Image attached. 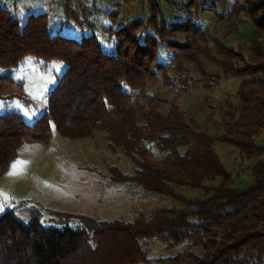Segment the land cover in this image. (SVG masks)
<instances>
[{
    "label": "trees",
    "instance_id": "obj_1",
    "mask_svg": "<svg viewBox=\"0 0 264 264\" xmlns=\"http://www.w3.org/2000/svg\"><path fill=\"white\" fill-rule=\"evenodd\" d=\"M99 2L58 0L56 22L51 10L21 15L0 0V99L17 97L4 92L27 58L66 65L40 117L29 123L19 113L0 115V179L24 145L49 146L53 128L69 139L99 131L109 151L133 166L131 173L110 167L111 181L180 207L139 210L133 221L55 211L75 222L60 227H46L39 218L25 225L7 211L0 215V264H151L147 250L155 241L167 250L184 245L169 264H264V145L255 143L264 134V0ZM131 3H146L148 14L121 15ZM204 13L230 25L248 18L254 33L245 49L204 27ZM66 26L88 34L65 35ZM236 78V103L215 102L221 83ZM196 91L206 93L198 105L205 125L183 106ZM219 143L237 149L243 161L257 160L245 189L235 187ZM177 187L200 195L185 196Z\"/></svg>",
    "mask_w": 264,
    "mask_h": 264
},
{
    "label": "rangeland",
    "instance_id": "obj_2",
    "mask_svg": "<svg viewBox=\"0 0 264 264\" xmlns=\"http://www.w3.org/2000/svg\"><path fill=\"white\" fill-rule=\"evenodd\" d=\"M10 7H16L21 15L30 13L52 12L55 21L59 22L58 0L49 6V0H5ZM121 3L123 0H100V5ZM228 1H226L227 3ZM229 1L220 7L221 14L226 15ZM121 15L128 18H139L148 14V6L136 3L124 4ZM180 18L184 17L180 12L175 13ZM200 23L204 27L212 28L228 46L241 50L252 38L254 27L248 18L242 17L235 25L228 21L218 19L211 13L200 15ZM199 16V17H200ZM58 17V18H57ZM201 18V17H200ZM199 21V20H198ZM101 25L109 26L107 19L101 20ZM65 35L80 39L84 33L79 32L75 26H66ZM98 40L105 45L106 40L100 27L95 31ZM210 69H215L208 65ZM66 65L60 60H52L46 66L27 58L23 65L14 72L16 83L5 90L4 95H17L14 99H0V115L5 113H19L24 120L31 123L40 117L46 108L47 95L56 85ZM240 79L224 80L216 95L215 102H225L231 99L236 103V93ZM23 86V87H22ZM204 91H196L185 96L183 106L201 124L205 125V118L198 105L203 102ZM217 115L215 116L216 119ZM210 133L216 130L209 125ZM258 145H264V134L255 139ZM226 169L235 179V187L245 189L250 181L252 168L257 160L243 161L237 149L228 144L216 145ZM23 162L22 171L16 175H9L13 165ZM118 167L124 173L132 172V164L129 160L119 159L109 151L102 134L95 131L92 137L82 139H69L62 137L53 128V138L48 147L35 144L33 147H25L18 158L12 163L9 170L0 179V215L7 211H13L15 216L25 225L33 219L39 218L42 225L58 226L63 223L74 224V221H62L55 211L87 214L100 220L124 219L133 221L136 211L145 210L151 212L158 206L175 205L179 203L159 195H153L141 190L131 183H116L110 179L109 168ZM180 193L189 197H198L200 191L183 187L176 188ZM184 245L167 250L162 241L153 242L147 250V258L151 264H169L166 260L175 257L183 250ZM200 252L199 249H196Z\"/></svg>",
    "mask_w": 264,
    "mask_h": 264
},
{
    "label": "snow or ice",
    "instance_id": "obj_3",
    "mask_svg": "<svg viewBox=\"0 0 264 264\" xmlns=\"http://www.w3.org/2000/svg\"><path fill=\"white\" fill-rule=\"evenodd\" d=\"M23 162L17 161L13 167L12 171L9 172V175H16L19 174L22 171ZM0 209H2V204H0Z\"/></svg>",
    "mask_w": 264,
    "mask_h": 264
},
{
    "label": "crops",
    "instance_id": "obj_4",
    "mask_svg": "<svg viewBox=\"0 0 264 264\" xmlns=\"http://www.w3.org/2000/svg\"><path fill=\"white\" fill-rule=\"evenodd\" d=\"M33 145H35V144H26V145H24L21 149H20V151H19V154H20V152L25 148V147H27V146H30V147H33ZM41 145V144H40ZM46 147H48V146H46ZM12 165V164H11ZM10 168V167H9Z\"/></svg>",
    "mask_w": 264,
    "mask_h": 264
}]
</instances>
